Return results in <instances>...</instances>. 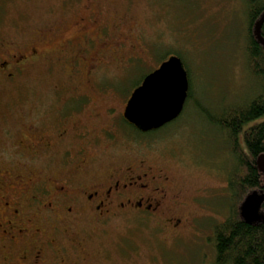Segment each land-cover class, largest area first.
I'll return each mask as SVG.
<instances>
[{
	"label": "rangeland",
	"instance_id": "obj_1",
	"mask_svg": "<svg viewBox=\"0 0 264 264\" xmlns=\"http://www.w3.org/2000/svg\"><path fill=\"white\" fill-rule=\"evenodd\" d=\"M45 24L60 31L57 38L71 39L72 44L82 31L105 35L98 41L105 54L101 59L97 55V67L82 78L102 117L109 108L114 109L113 119L124 114L133 90L169 56H181L194 96L177 119L158 130L142 133L121 118V130L115 129L118 149L129 147L150 162L164 163L172 194L187 203L186 211L175 217L181 223L165 229L159 219L137 214L96 226L71 219L68 234L81 233L85 241L82 264H214V229L231 212L232 159L224 133L204 112L219 118L222 107L252 92L244 67L241 0H0V37L28 45ZM27 69L0 91V109L6 113V105L17 100L24 102L21 111L28 109L25 103L33 98L39 72ZM56 79L57 74L50 81Z\"/></svg>",
	"mask_w": 264,
	"mask_h": 264
},
{
	"label": "flooded vegetation",
	"instance_id": "obj_2",
	"mask_svg": "<svg viewBox=\"0 0 264 264\" xmlns=\"http://www.w3.org/2000/svg\"><path fill=\"white\" fill-rule=\"evenodd\" d=\"M58 34L45 24L28 45L0 37V91L27 68L39 72L27 111L18 100L6 105L10 112L0 109V264H82L85 241L68 234L71 219L96 226L137 214L176 229V215L187 209L172 194L164 163L117 148L118 119L136 129L123 113L113 119L112 108L104 117L94 110L96 98L82 78L105 54L98 44L105 35L82 31L72 44Z\"/></svg>",
	"mask_w": 264,
	"mask_h": 264
},
{
	"label": "trees",
	"instance_id": "obj_3",
	"mask_svg": "<svg viewBox=\"0 0 264 264\" xmlns=\"http://www.w3.org/2000/svg\"><path fill=\"white\" fill-rule=\"evenodd\" d=\"M241 2L246 28L244 67L252 92L242 101L222 107L219 118H213L209 110L204 112L208 121L224 133L232 159L228 178L231 212L214 229V264H264V174L257 167L258 157L264 154V46L255 34V25L264 14V0ZM260 36L264 40V22ZM188 100H194L190 88ZM253 193L262 196L260 219L247 223L241 217V207Z\"/></svg>",
	"mask_w": 264,
	"mask_h": 264
},
{
	"label": "water",
	"instance_id": "obj_4",
	"mask_svg": "<svg viewBox=\"0 0 264 264\" xmlns=\"http://www.w3.org/2000/svg\"><path fill=\"white\" fill-rule=\"evenodd\" d=\"M264 14L255 25V34L264 46L260 27ZM189 90L188 76L181 59L170 56L157 69L145 76L130 95L123 117L140 132L155 131L169 124L182 113ZM257 167L264 174V154L257 159ZM262 196L249 195L241 207V217L247 223L260 219Z\"/></svg>",
	"mask_w": 264,
	"mask_h": 264
}]
</instances>
